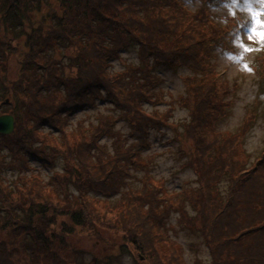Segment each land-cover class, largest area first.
Returning <instances> with one entry per match:
<instances>
[{
	"label": "trees",
	"instance_id": "16d2710c",
	"mask_svg": "<svg viewBox=\"0 0 264 264\" xmlns=\"http://www.w3.org/2000/svg\"><path fill=\"white\" fill-rule=\"evenodd\" d=\"M231 19L232 27L240 24V18ZM44 22L43 33L32 31L26 40L31 52L18 64L17 80L25 92L12 93L23 98L26 94L27 111L36 118L34 131L43 124L50 128V138L62 134V142L58 148H31L33 134L24 130L17 115L26 107L12 109L13 130L0 134V143L11 154L10 161L0 155V264H77L79 248L71 240L75 232L101 227L121 235L148 264H184L181 248L165 227L173 209L207 242L211 261L195 264H264V148L245 166L242 140L254 113L243 117L235 131L217 128L230 106L226 95L232 89L208 60L210 45L224 32L212 14L205 7L191 9L183 0H0V59L7 58L4 38L15 27L23 33L25 25L41 32ZM55 41L74 49L79 65L73 76L60 77L65 67L61 62L43 64L41 48ZM130 45L137 47L138 63L111 69V61ZM152 64L192 70L183 77L188 95L180 97V105L189 111L182 131L192 143L189 152L185 149V163L195 172L196 187L178 193L147 176L125 189L133 170L141 168L140 152L149 130L169 123L172 114L142 109L143 103L162 99L155 91L160 79ZM38 68H45L44 76L32 74ZM257 70L264 77V63ZM97 98L127 115L130 142L113 129L117 120L112 115H99L87 126L75 122L64 132L65 120ZM105 134L115 136L112 150L100 141ZM19 150L45 153L50 164L45 178L40 172L27 173ZM56 157L61 159L58 169ZM13 159L26 172L17 170L14 180H6L2 171ZM223 178L226 187L219 193L217 183ZM175 194L180 197L175 199ZM182 199L194 208L195 219L186 216ZM100 260L106 256L93 257V264Z\"/></svg>",
	"mask_w": 264,
	"mask_h": 264
},
{
	"label": "rangeland",
	"instance_id": "374dc122",
	"mask_svg": "<svg viewBox=\"0 0 264 264\" xmlns=\"http://www.w3.org/2000/svg\"><path fill=\"white\" fill-rule=\"evenodd\" d=\"M184 3L191 9L205 7L212 14V17L221 28L224 29L221 38L215 40L209 47L210 57L208 60L216 65V71L221 77V82L226 81L228 87L232 91L226 95L230 99V106L225 116L217 122V128L225 131H235L238 128L243 117L247 114L254 113L255 118L249 127L246 134L243 135V150L244 157H247L245 166L254 162L255 158L264 148V77L257 70L259 64L264 63V43L259 37H254L253 40L248 39V29L254 25L251 13L247 10L244 0H240L239 4H232L231 0H183ZM228 4V6H225ZM254 10L264 11V3L260 0H251ZM243 17L242 23L236 27H232L234 22H229ZM237 17V18H236ZM264 21V15L259 17ZM47 23V21H46ZM2 26V25H1ZM0 26V27H1ZM43 30L29 29L24 26V31L12 30L4 38V54L7 56L0 59V114H11L12 109H24L20 114V122L25 129H28L34 138L41 142L32 143L31 148H37L40 151L45 145H52L58 148L62 142L61 135L54 140L48 136L49 127L41 124L34 131L36 118L27 111V96H16L13 91L25 92L23 83H19L17 77L21 75L20 66L25 54L31 52L28 50L26 40L31 37L32 31H37L36 34L41 35L45 28V22L42 24ZM225 27L226 30H225ZM232 27V28H231ZM231 28V29H230ZM233 29V31H232ZM257 30H261L257 26ZM19 32V33H18ZM11 35V36H10ZM12 38L10 41L9 39ZM57 41V40H56ZM48 42L41 48L40 56H43V64L55 60L56 63H63L65 67L59 72L61 78L65 76H73L76 73L75 67L78 66V60L75 59L74 49L69 48V45L58 42ZM40 45L42 42H39ZM242 45L252 49L245 51ZM67 46V47H66ZM136 45H130L125 50H122L121 57L115 58L111 62V69L122 70L125 63H138ZM71 60H68L69 58ZM69 61V62H68ZM75 65V66H73ZM153 71L159 77V83L155 91L160 94V101L146 102L142 104V109L153 114L158 111H172L169 117V123L166 122L159 128H151L147 138L145 137V147L141 149L140 157L143 161L141 168L134 169V178L128 180L129 186H138L141 184L142 177H149V181L153 180L159 184H164L167 191L173 190L178 193L180 188L196 187V176L193 169L187 165L185 149L191 150L192 143L182 131V125L189 119V111L187 108L180 105V97H187L186 85L183 77L191 73L192 70L187 66L172 67L164 64H152ZM247 65V67H245ZM45 68H38L32 71L35 76H44ZM75 71V72H74ZM12 83V84H11ZM11 84V85H10ZM13 85V88H11ZM170 101V104L168 103ZM170 106V108H169ZM112 115L117 121L114 123L113 129L124 136L130 142L133 136L130 134L128 126L129 118L122 114L120 109L114 104H109L106 101L97 98L94 105L85 106L78 109L65 120L64 132H69L75 122L88 125L90 122L96 123L99 115ZM63 132V133H64ZM175 132L177 133L175 136ZM115 136L107 135L101 137L100 141L106 143L109 150H112V141ZM46 140V141H45ZM71 140V139H68ZM28 140V144H30ZM6 144L0 143V155H5L6 160L10 161L11 154L4 149ZM30 148V149H31ZM19 154H23L26 159L27 173L40 172L41 177L45 178L48 173L50 164L45 161L44 154L39 152L34 155L25 154L23 150H19ZM189 152V151H188ZM49 155V152H47ZM51 155V154H50ZM44 159V160H43ZM6 168L2 173L6 180H14L15 173L23 171V167L18 166L16 162L10 164L6 162ZM56 169L61 167L60 157L54 159ZM12 167V168H10ZM2 168V167H1ZM18 170V171H17ZM227 178H223L217 183L218 192H223L226 187ZM164 187V188H165ZM175 199L180 197V194L174 195ZM111 202V201H110ZM115 207L116 203H111ZM182 208L189 218L195 219L194 208L185 200L181 201ZM184 220L178 218L177 210L173 211L165 219V227L167 228L168 237L174 242L176 247L181 248L184 264H195V260H200L203 263L211 261V254L207 246V242L197 228L191 229L183 223ZM198 227V226H196ZM72 237V242L78 246L79 250L76 253L75 259L77 264L82 261L83 264H89L93 257L106 256V261L100 260V264H148L144 256L137 250L130 247V244L121 235L108 230L105 227L96 228L93 232H75ZM166 233V232H165ZM164 233V234H165ZM102 235V237H101ZM99 240H103L99 241ZM121 245V249L118 248Z\"/></svg>",
	"mask_w": 264,
	"mask_h": 264
},
{
	"label": "snow or ice",
	"instance_id": "6c2138e0",
	"mask_svg": "<svg viewBox=\"0 0 264 264\" xmlns=\"http://www.w3.org/2000/svg\"><path fill=\"white\" fill-rule=\"evenodd\" d=\"M232 4H239L240 0H231ZM260 3H264V0H260ZM244 4L247 6V10L251 13L254 25L248 29V39L253 40L254 37H259L260 41L264 43V21L260 20L259 17L264 15V11L254 10L251 4V0H244ZM228 6V4H225ZM257 26L261 30H257ZM245 51H251L252 49L248 48L245 45H242ZM247 67V65H245Z\"/></svg>",
	"mask_w": 264,
	"mask_h": 264
},
{
	"label": "water",
	"instance_id": "95a60500",
	"mask_svg": "<svg viewBox=\"0 0 264 264\" xmlns=\"http://www.w3.org/2000/svg\"><path fill=\"white\" fill-rule=\"evenodd\" d=\"M13 129V117L9 114L0 115V133L7 134Z\"/></svg>",
	"mask_w": 264,
	"mask_h": 264
}]
</instances>
